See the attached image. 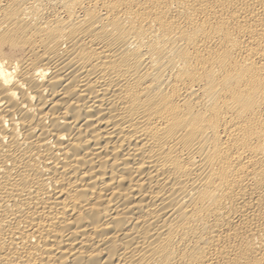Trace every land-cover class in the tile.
Here are the masks:
<instances>
[{
	"label": "bare ground",
	"instance_id": "bare-ground-1",
	"mask_svg": "<svg viewBox=\"0 0 264 264\" xmlns=\"http://www.w3.org/2000/svg\"><path fill=\"white\" fill-rule=\"evenodd\" d=\"M0 264H264V0H0Z\"/></svg>",
	"mask_w": 264,
	"mask_h": 264
}]
</instances>
